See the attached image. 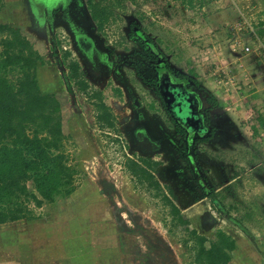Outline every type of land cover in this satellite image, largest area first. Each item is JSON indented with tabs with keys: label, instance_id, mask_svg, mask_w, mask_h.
<instances>
[{
	"label": "rangeland",
	"instance_id": "1",
	"mask_svg": "<svg viewBox=\"0 0 264 264\" xmlns=\"http://www.w3.org/2000/svg\"><path fill=\"white\" fill-rule=\"evenodd\" d=\"M78 1L73 0L70 7L74 23L91 32L115 61L140 59L138 55L145 52L129 34L141 30L178 73L194 76L215 98L222 92L231 113L226 121L233 130H224L225 143L199 148L200 167L217 196L193 204L194 197L180 189L176 203L189 225L177 226L164 198L138 182L126 166L129 160L141 158L160 162L155 172L167 196L175 173L168 165L170 158L178 156L146 155L137 147L128 122L133 116V94L143 90L129 64L122 62L119 69L134 89L126 88L130 84L121 89L115 74L105 68L99 75L95 68L94 73L90 71L74 49L61 11L54 28L48 24L39 28L29 19L23 0H4L0 24L19 29L41 55L40 89L61 103L62 151L74 172V192L41 207L31 204V219L0 225V264H191L193 230L205 236L207 247L219 231L234 239L236 250L230 264H264V128L259 123L264 116V59L256 61L252 54L249 62L255 63L249 67L245 55L232 50L234 40L245 42L244 35L251 37L236 30L244 19L264 42V0H193V6L183 0H94L112 12L102 32L88 15V1ZM247 3L255 9H244ZM246 12L252 15L247 18ZM229 37L233 41L228 45ZM66 50L70 53L67 60ZM233 55L243 57V62H235ZM74 60L82 64L80 72L90 87L87 92L70 79L68 64ZM19 77V69L7 75L12 83ZM96 90L115 117V129L101 128L96 120L90 98ZM28 185L35 191L32 182Z\"/></svg>",
	"mask_w": 264,
	"mask_h": 264
},
{
	"label": "trees",
	"instance_id": "2",
	"mask_svg": "<svg viewBox=\"0 0 264 264\" xmlns=\"http://www.w3.org/2000/svg\"><path fill=\"white\" fill-rule=\"evenodd\" d=\"M193 6V0H183ZM94 19L99 28L112 17V12L93 4L89 0ZM4 0H0V8ZM0 225L31 219V204L41 207L52 203L60 195L70 196L74 192V172L68 164V157L63 148L61 103L55 95L43 94L37 72L41 55L33 48L19 29L8 24H0ZM69 54L65 57L67 58ZM19 69L20 77L14 83L8 78V72ZM70 79L79 89L87 92V85L82 80L79 65L70 63ZM96 116L102 128L113 127L115 118L103 103L101 93L95 92ZM264 128V116L259 117ZM141 163L129 160L126 164L129 172L141 183H147L149 189L158 192L164 198L170 215L175 217L177 226L188 225L171 203L161 194L160 187L152 174L157 166L151 160L142 159ZM34 184L35 191L28 183ZM194 237V262L191 264H230L231 253L236 250V242L230 236L219 231L210 247L207 239L190 233Z\"/></svg>",
	"mask_w": 264,
	"mask_h": 264
},
{
	"label": "flooded vegetation",
	"instance_id": "3",
	"mask_svg": "<svg viewBox=\"0 0 264 264\" xmlns=\"http://www.w3.org/2000/svg\"><path fill=\"white\" fill-rule=\"evenodd\" d=\"M87 1L90 19L96 23L98 32L104 31V29L99 28L97 21L93 17L89 0ZM23 2L29 8L27 9L29 19L38 23L39 28L46 27V24L49 25L50 29L54 28L55 20H57L56 15L61 11V20L65 22V28L71 32L74 49L81 55L82 60L87 64L90 71L94 73L95 68L97 70L96 75H99L100 71L105 68L109 73L115 74L117 82H120L118 87H121V89L123 88L122 85L126 84H130L126 88L134 89L132 83L127 81L125 72L119 69L120 65L123 64L122 62L129 64L128 67L133 71L134 78L136 77L137 80L141 81L139 87L143 91L139 95L133 94L131 106L134 110L133 116L128 122V127L134 135L137 147L144 154H165L167 158L178 154L181 158L177 155L170 158L171 161L168 166L175 173L170 177L171 181L166 194L172 205L180 211L181 216L187 220L189 225L188 218L182 214L176 200L179 192H181L180 189L184 190L183 194H187L188 197H194L195 203L193 204L204 198L213 200L216 198V190L209 186L208 180L200 167L199 161L202 156L199 148L215 142H226L228 137H224V130H226V133L230 129L233 130L232 126H229L228 120L226 121V118L229 117L227 109L225 107L224 109L216 101L212 93L202 86L194 76L178 73L171 65L168 56L159 50L158 46L150 40L144 31L133 29L129 34V37L134 38L135 42L142 46L145 52L138 55L140 59L128 63V58L123 57L122 62H118L114 60L110 50L103 49L97 45L91 32L85 31L84 27H79L74 23L70 11L73 0H23ZM93 4L99 5L94 0ZM67 54L69 56L65 57L66 60L70 58L68 50L64 52V56ZM73 62L80 64L76 60ZM70 63L68 64V69ZM80 74L85 82L81 72ZM86 85L88 91L90 87L87 83ZM116 91L118 94L121 93V90L117 88ZM95 92L98 91L96 90ZM95 92L90 94L91 99ZM92 100L96 104L97 100ZM103 103L105 104L104 101ZM143 106H145L144 110ZM95 109L98 114L96 106ZM115 125L116 122L114 121L113 127L106 128L115 129ZM142 159L146 158L134 159V161L141 163ZM146 160L150 159L147 158ZM151 161L157 164L152 174L155 182L160 187L161 194H163L165 192L161 190V179L155 172L161 166V163L154 160ZM131 175L138 180L136 176ZM221 177L225 178L223 170ZM239 178L240 176H237L232 182L228 183L231 184ZM138 182L140 181L138 180ZM228 183L225 185H228ZM141 184L148 187L147 183ZM171 217L175 220L174 216L171 215Z\"/></svg>",
	"mask_w": 264,
	"mask_h": 264
},
{
	"label": "built area",
	"instance_id": "4",
	"mask_svg": "<svg viewBox=\"0 0 264 264\" xmlns=\"http://www.w3.org/2000/svg\"><path fill=\"white\" fill-rule=\"evenodd\" d=\"M236 30L241 33L249 32L251 34L250 45H247L242 39H237L233 44V53L235 55H251L254 54L258 58L264 59V42H262L256 35L252 23L244 19L243 23L236 26ZM243 35V34H242ZM229 110V108H226Z\"/></svg>",
	"mask_w": 264,
	"mask_h": 264
},
{
	"label": "crops",
	"instance_id": "5",
	"mask_svg": "<svg viewBox=\"0 0 264 264\" xmlns=\"http://www.w3.org/2000/svg\"><path fill=\"white\" fill-rule=\"evenodd\" d=\"M255 9V6H253L252 4H250V3H247V6H245L244 7V9ZM249 12H246V14L244 13V16L246 17L247 16V18H248V16H251L252 14H248ZM249 32H246V34H248ZM250 34V33H249ZM231 36V35H230ZM248 36V35H247ZM246 35H244L243 36V39L245 40V43L247 44V45H250L251 43H250V40H249V37L247 38V39H245L246 37H247ZM236 38V37H235ZM238 38V37H237ZM227 39H228V36H227ZM237 40V39H236ZM232 41H233V38H230L229 37V41H227V44L230 42V43H232ZM235 41V40H234ZM229 45V44H228ZM252 55V54H251ZM251 55L249 54V55H245V57H246V64L249 62V61H251L250 60V57H251ZM234 56V55H233ZM255 57V59L254 60H256V61H258L260 58H258V56H254ZM234 58L236 59V61L235 62H237V61H239V62H243V57L242 58H240V57H237V56H234ZM233 58V59H234ZM241 59V60H240ZM249 59V60H248ZM222 63H224V62H222ZM238 63V62H237ZM251 62H249V67L250 66H254L253 64L255 63V61L254 62H252V64H250ZM218 64V63H217ZM40 68L41 67H39V69L38 70H40ZM257 76H259V75H257ZM253 77L254 78H256V74H254L253 75ZM256 82H259L258 80L256 81ZM208 89V88H207ZM210 91V90H209ZM219 92V91H218ZM213 95V94H212ZM217 95V98H215V96H214V98L216 99V101L222 106V107H225V106H227L226 104H225V102H224V99H223V95H222V92H219V94H216ZM219 95V96H218ZM219 97V98H218ZM225 108H228V107H225ZM227 115L230 117L231 116V113H230V111L229 110H227ZM263 128V127H262Z\"/></svg>",
	"mask_w": 264,
	"mask_h": 264
}]
</instances>
